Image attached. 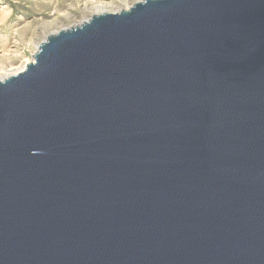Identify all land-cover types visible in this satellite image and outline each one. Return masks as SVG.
<instances>
[{"label": "water", "instance_id": "water-1", "mask_svg": "<svg viewBox=\"0 0 264 264\" xmlns=\"http://www.w3.org/2000/svg\"><path fill=\"white\" fill-rule=\"evenodd\" d=\"M0 264H264V0H142L0 80Z\"/></svg>", "mask_w": 264, "mask_h": 264}, {"label": "rangeland", "instance_id": "rangeland-1", "mask_svg": "<svg viewBox=\"0 0 264 264\" xmlns=\"http://www.w3.org/2000/svg\"><path fill=\"white\" fill-rule=\"evenodd\" d=\"M142 0H0V80L33 62L47 36Z\"/></svg>", "mask_w": 264, "mask_h": 264}]
</instances>
